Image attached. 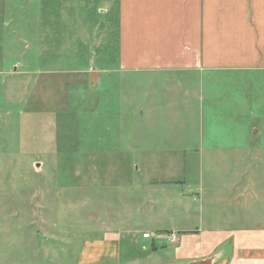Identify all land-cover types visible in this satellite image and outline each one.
Here are the masks:
<instances>
[{
  "label": "rangeland",
  "instance_id": "1",
  "mask_svg": "<svg viewBox=\"0 0 264 264\" xmlns=\"http://www.w3.org/2000/svg\"><path fill=\"white\" fill-rule=\"evenodd\" d=\"M48 7L0 0V264L70 260L46 238L91 213L169 227L188 193L199 223L236 180L264 213V73L119 74L118 0Z\"/></svg>",
  "mask_w": 264,
  "mask_h": 264
},
{
  "label": "crops",
  "instance_id": "2",
  "mask_svg": "<svg viewBox=\"0 0 264 264\" xmlns=\"http://www.w3.org/2000/svg\"><path fill=\"white\" fill-rule=\"evenodd\" d=\"M117 26L119 74L264 73V0H118ZM255 187L229 183L219 197L229 209L199 223L184 206L197 200L188 193L177 210L161 211L169 227L151 232L127 213H91L78 230L46 241L70 259L59 264H264V213L245 210Z\"/></svg>",
  "mask_w": 264,
  "mask_h": 264
},
{
  "label": "built area",
  "instance_id": "3",
  "mask_svg": "<svg viewBox=\"0 0 264 264\" xmlns=\"http://www.w3.org/2000/svg\"><path fill=\"white\" fill-rule=\"evenodd\" d=\"M172 240H175V237H174V238H172Z\"/></svg>",
  "mask_w": 264,
  "mask_h": 264
}]
</instances>
